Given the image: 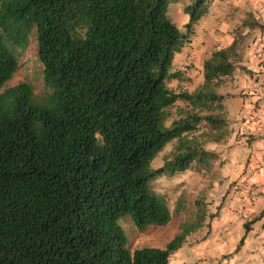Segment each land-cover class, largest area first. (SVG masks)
I'll list each match as a JSON object with an SVG mask.
<instances>
[{
  "label": "trees",
  "instance_id": "1",
  "mask_svg": "<svg viewBox=\"0 0 264 264\" xmlns=\"http://www.w3.org/2000/svg\"><path fill=\"white\" fill-rule=\"evenodd\" d=\"M169 2L0 0V264H170L203 222L198 203V224L185 223L165 247L131 249L119 219L139 231L170 221L151 183L214 157L203 143L229 133L222 89L236 69L252 73L241 64V28L264 25L248 13L232 42L203 61L202 83L175 90L174 55L212 0H188L183 29ZM31 39L30 69L11 83ZM178 101L187 106L166 125ZM261 217L243 222L234 251Z\"/></svg>",
  "mask_w": 264,
  "mask_h": 264
},
{
  "label": "rangeland",
  "instance_id": "2",
  "mask_svg": "<svg viewBox=\"0 0 264 264\" xmlns=\"http://www.w3.org/2000/svg\"><path fill=\"white\" fill-rule=\"evenodd\" d=\"M169 1L167 14L183 29L188 19L183 7L188 0ZM247 11L254 13L258 16V20L264 23V0H212L208 14L195 25L190 41L174 55L172 69L182 71V77L172 79L168 82V86L175 90L192 91L200 85L203 80V61L212 50L224 46L231 37L233 38L235 30L241 28L242 17ZM246 30L241 28L243 33ZM254 33L252 30L246 33L243 46L245 50L249 48L257 55L256 48L264 50L262 47L264 40L258 33ZM34 42L31 39L29 49L23 52L21 62L24 65L11 83L23 79L26 71L30 69L28 67L35 54ZM237 70H240V73H246L239 68L235 72H238ZM228 89H231L230 85ZM186 106L182 101L171 106L166 125H169L173 118L179 117L180 110L177 107L184 109ZM175 144V140L167 143L153 159L152 167L160 166L174 149ZM204 145L205 142L203 148L206 149ZM220 162L218 154H215L210 160L208 159V162L199 163L196 167L186 169L171 178L162 176L153 180L151 187L157 194L165 197L171 211V219L166 225H151L142 231H139L129 218L119 219L127 236L129 248L165 247L172 238L183 231L185 223L188 226L198 224L197 213L200 208L198 203H200L201 208L205 210V218L194 231L186 235L180 248L171 255L170 264H252L255 261L251 259L252 253H260L263 250V245L258 243L262 238V230L260 228L259 233V227H257L251 231L241 246V251L239 250L238 253L234 251L243 233L242 224L245 215L228 205L233 202V199H228L231 195L228 187L236 185V181H231L228 186L225 185V172L221 170ZM248 239H250L249 244L246 243ZM214 241L218 243V249L213 252ZM242 250L248 251L249 254L246 256Z\"/></svg>",
  "mask_w": 264,
  "mask_h": 264
},
{
  "label": "crops",
  "instance_id": "3",
  "mask_svg": "<svg viewBox=\"0 0 264 264\" xmlns=\"http://www.w3.org/2000/svg\"><path fill=\"white\" fill-rule=\"evenodd\" d=\"M248 13L251 12L247 11L242 20ZM251 14L258 20V16ZM246 29L245 33H248L250 30ZM251 30L264 40V30ZM232 40L231 37L227 44L217 48L229 45ZM260 55L262 54L255 55L249 48L244 51L241 64L252 71L251 75L240 73V70L234 71L232 81L222 90L223 93L231 94L222 99L229 133L219 142L206 141L204 147L218 154L221 170L225 172V185L236 181V185L228 187L231 194L228 199H233L228 205L245 215L243 222L246 218H251L250 215L262 214L261 219L253 224L247 234L249 237V233L257 227L260 233L261 228V241L256 240L261 245L264 243V59H259ZM229 85L231 89H228ZM249 242L250 239L246 240V243ZM214 245L213 252L218 249L216 241ZM242 253L246 256L249 254L245 250ZM263 257L264 248L260 253H252L251 259H255L252 264H263Z\"/></svg>",
  "mask_w": 264,
  "mask_h": 264
},
{
  "label": "built area",
  "instance_id": "4",
  "mask_svg": "<svg viewBox=\"0 0 264 264\" xmlns=\"http://www.w3.org/2000/svg\"><path fill=\"white\" fill-rule=\"evenodd\" d=\"M256 51H257V55L262 54L260 55V57L261 59H264V50L260 48H256Z\"/></svg>",
  "mask_w": 264,
  "mask_h": 264
}]
</instances>
